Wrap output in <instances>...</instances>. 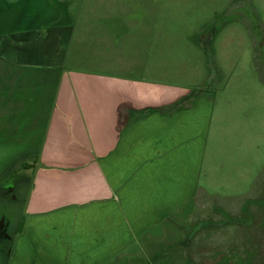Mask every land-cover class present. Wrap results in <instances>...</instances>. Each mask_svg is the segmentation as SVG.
I'll use <instances>...</instances> for the list:
<instances>
[{"label": "rangeland", "instance_id": "374dc122", "mask_svg": "<svg viewBox=\"0 0 264 264\" xmlns=\"http://www.w3.org/2000/svg\"><path fill=\"white\" fill-rule=\"evenodd\" d=\"M133 68L190 89L178 106L196 94L213 106L193 225L206 232L173 264H264V0H0V175L28 138L41 150L61 72ZM4 199L10 216L17 207ZM45 253L33 264L49 263Z\"/></svg>", "mask_w": 264, "mask_h": 264}, {"label": "crops", "instance_id": "0c3cea01", "mask_svg": "<svg viewBox=\"0 0 264 264\" xmlns=\"http://www.w3.org/2000/svg\"><path fill=\"white\" fill-rule=\"evenodd\" d=\"M64 71L9 264H33L39 249L52 259L41 264L129 263L144 252L148 264H173L197 251L212 104L196 94L167 111L190 89L134 68L128 76Z\"/></svg>", "mask_w": 264, "mask_h": 264}, {"label": "flooded vegetation", "instance_id": "af4514ba", "mask_svg": "<svg viewBox=\"0 0 264 264\" xmlns=\"http://www.w3.org/2000/svg\"><path fill=\"white\" fill-rule=\"evenodd\" d=\"M36 142V136L28 138V143H30L28 148L21 152L18 159L13 160L0 175V198L8 199L17 207L10 216L0 212V250H5L7 261L13 253L15 237L20 228L19 219L28 201L39 159L40 143L36 144Z\"/></svg>", "mask_w": 264, "mask_h": 264}, {"label": "trees", "instance_id": "16d2710c", "mask_svg": "<svg viewBox=\"0 0 264 264\" xmlns=\"http://www.w3.org/2000/svg\"><path fill=\"white\" fill-rule=\"evenodd\" d=\"M182 105H179V106H175V107H170V108H165L167 111L171 110V109H178L179 107H181Z\"/></svg>", "mask_w": 264, "mask_h": 264}]
</instances>
